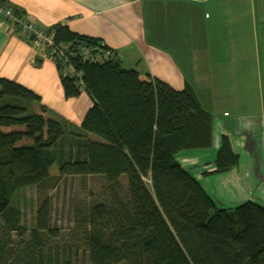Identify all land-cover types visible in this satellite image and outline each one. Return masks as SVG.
Segmentation results:
<instances>
[{
    "label": "trees",
    "instance_id": "trees-1",
    "mask_svg": "<svg viewBox=\"0 0 264 264\" xmlns=\"http://www.w3.org/2000/svg\"><path fill=\"white\" fill-rule=\"evenodd\" d=\"M38 29L51 38L45 52L64 98L84 91L91 106L75 128L34 92L0 78V264H264V207L247 201L219 208L174 158L211 146L212 116L192 89L175 91L124 70L115 51L64 25ZM12 31L33 43L19 26ZM83 49L112 57L89 62ZM69 66L79 77L65 73ZM237 159L222 137L214 173L232 169ZM70 176H99L103 186L89 201L72 204L66 245L52 249L49 241L59 236L50 228V204L42 201L28 232L11 201L20 189L46 193Z\"/></svg>",
    "mask_w": 264,
    "mask_h": 264
},
{
    "label": "crops",
    "instance_id": "crops-1",
    "mask_svg": "<svg viewBox=\"0 0 264 264\" xmlns=\"http://www.w3.org/2000/svg\"><path fill=\"white\" fill-rule=\"evenodd\" d=\"M5 1L42 30L64 25L100 40L124 70L149 74L175 91L190 87L212 116V142L180 151L175 160L219 208L247 201L264 207V0ZM0 78L34 92L75 128L91 106L84 91L65 99L54 62L2 18ZM222 137L238 159L216 174Z\"/></svg>",
    "mask_w": 264,
    "mask_h": 264
},
{
    "label": "rangeland",
    "instance_id": "rangeland-1",
    "mask_svg": "<svg viewBox=\"0 0 264 264\" xmlns=\"http://www.w3.org/2000/svg\"><path fill=\"white\" fill-rule=\"evenodd\" d=\"M102 186L103 179L99 176L63 177L55 189L46 193H39L34 187L18 190L11 203L20 210L22 224L28 232L34 227L36 211L42 201L46 200L50 204V228L59 238L50 240L49 244L52 249H56L66 245L68 233L73 227L72 204L89 201L98 195Z\"/></svg>",
    "mask_w": 264,
    "mask_h": 264
},
{
    "label": "built area",
    "instance_id": "built-area-1",
    "mask_svg": "<svg viewBox=\"0 0 264 264\" xmlns=\"http://www.w3.org/2000/svg\"><path fill=\"white\" fill-rule=\"evenodd\" d=\"M0 18H2V20L6 23V25H8L11 30H13L15 26H19L20 33L22 35L34 36L33 43L40 49L45 51V48L50 46L53 47L50 37H46L42 33V31H40L37 26L33 22H31L27 17L18 18L14 16L12 9L9 6H6V4L4 3H0ZM92 52V49H83V59L89 62L101 63L103 60L112 57V53L108 51H104L102 55L95 56H92ZM57 54L58 60H60V63L63 64L65 60L61 58V53L57 52ZM55 58L56 57L54 56V61ZM65 73L69 74L70 76L79 77V74L74 73L71 66L66 68Z\"/></svg>",
    "mask_w": 264,
    "mask_h": 264
},
{
    "label": "bare ground",
    "instance_id": "bare-ground-1",
    "mask_svg": "<svg viewBox=\"0 0 264 264\" xmlns=\"http://www.w3.org/2000/svg\"><path fill=\"white\" fill-rule=\"evenodd\" d=\"M29 45V44H28Z\"/></svg>",
    "mask_w": 264,
    "mask_h": 264
}]
</instances>
